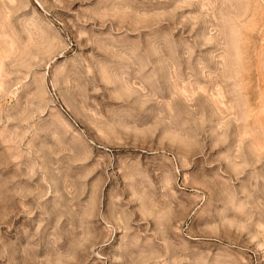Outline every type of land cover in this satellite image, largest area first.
Wrapping results in <instances>:
<instances>
[{
  "label": "rangeland",
  "instance_id": "obj_1",
  "mask_svg": "<svg viewBox=\"0 0 264 264\" xmlns=\"http://www.w3.org/2000/svg\"><path fill=\"white\" fill-rule=\"evenodd\" d=\"M0 264H264V0H0Z\"/></svg>",
  "mask_w": 264,
  "mask_h": 264
}]
</instances>
